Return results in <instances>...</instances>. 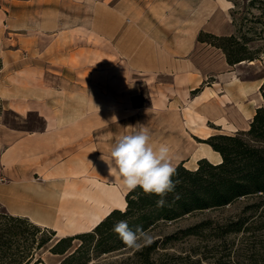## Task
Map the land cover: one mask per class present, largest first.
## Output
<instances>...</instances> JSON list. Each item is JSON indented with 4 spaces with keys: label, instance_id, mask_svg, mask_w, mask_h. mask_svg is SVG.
<instances>
[{
    "label": "rangeland",
    "instance_id": "374dc122",
    "mask_svg": "<svg viewBox=\"0 0 264 264\" xmlns=\"http://www.w3.org/2000/svg\"><path fill=\"white\" fill-rule=\"evenodd\" d=\"M90 9L73 7L74 13L79 14ZM116 10L121 12V18H126L119 37L108 43L88 28H81L76 31L75 50L61 60L70 69L66 67L60 78L54 77L59 76L57 72L48 76V89L56 95L48 96L45 108L48 112L52 110L59 120L54 128L48 113L44 114L46 129L42 102H32L25 114L23 98L19 95L23 80L32 81L31 88L42 91L41 80H37L42 75V62H37L32 70L28 67L16 70L14 66L2 70L0 61V81L13 79L10 81L13 86L8 88L12 90L11 100L0 99V123L15 131L16 136L25 135L33 140L26 139L18 153L4 160L5 163H1L0 150V264L36 261L60 264L81 243L78 239L68 241V250L55 255L51 248L58 240L91 232L113 210H125L128 192L125 193L120 181L110 180L114 179L113 175L101 157L109 158L115 140L133 131L129 126H146L152 141L159 144L168 132L174 138L179 137L177 130L169 131L172 126L177 127V121L185 132L182 129L184 138H176V143L185 149L189 143L193 151L194 146L198 149L207 145L202 141L214 132V126L203 124L195 108L211 97L203 93L195 104L193 98L209 89L217 93L220 88L215 77L222 74L228 73L231 80L242 82L264 80V0H121ZM108 16L107 25L111 29L120 25L113 13ZM229 37L232 40L220 41ZM220 46L253 60L229 65ZM12 56V61L21 66V56ZM34 57L42 61V57ZM122 61L124 66L117 69ZM172 62L190 64L193 75L176 76L177 73L173 77V72L170 75L157 70ZM188 65H176V71L187 69ZM74 67L79 72L73 73ZM100 71H105L100 73L102 77ZM89 81L105 85L92 88ZM56 89L62 91L57 95ZM100 91L108 95L104 101ZM154 100L164 101L165 105H160L163 112L151 109ZM260 108H264V103ZM34 109L40 110V115ZM73 118L78 121L76 125ZM190 124L196 126L191 129ZM50 129L53 130L47 132ZM45 132L41 144L34 143L35 136L31 135ZM90 185L102 188L104 195L122 188L118 194L123 200L105 204L103 209L108 212L103 215L97 197L88 198ZM53 192L58 196L67 193L70 197L61 203ZM114 207L118 209L112 210ZM9 217L22 222H13ZM242 217L248 220L240 231L225 233L230 223ZM97 218L92 226L90 223ZM35 219L46 225H36ZM197 226L191 233H181ZM146 232L151 243L138 249L126 245L97 254L92 242L85 255L68 264H264V197L242 198L222 209L193 212L174 221L159 222ZM47 239L46 245L36 249L38 243ZM31 240L33 244H29ZM152 244H155L152 250L143 252L144 247Z\"/></svg>",
    "mask_w": 264,
    "mask_h": 264
},
{
    "label": "crops",
    "instance_id": "0c3cea01",
    "mask_svg": "<svg viewBox=\"0 0 264 264\" xmlns=\"http://www.w3.org/2000/svg\"><path fill=\"white\" fill-rule=\"evenodd\" d=\"M3 1L6 4H3ZM120 1L121 0H109L108 3H105V0H0V61L2 64V70H11L13 66L16 70H25L26 67L32 70V67L36 66L37 62H42V75H40L41 78H37L38 81L41 80L42 91L32 89L31 87L34 85L32 84V81L23 80L21 83L23 86L22 94L19 95L23 98L22 104L24 106L25 114L28 113L29 105H31L32 102L36 104H41L42 102V118L46 123V129L47 120L45 119L44 114H51L53 128L57 121V124L59 123V120L55 118L56 115L54 116V114L51 113L52 110L48 112V108H45L49 101L48 96H52L53 98L54 95H56L53 94V91L51 92L50 89H48V76H52V72H57L60 73L59 76L54 77L60 78V75L66 71L67 66L61 64V60L65 59L67 55H70L75 50L74 46L78 43V38L75 37L76 31L81 28H88L90 33L99 36V38L104 39L108 43L117 36H120L126 22V18H121V12L116 10V6L119 5ZM116 3L118 4L116 5ZM6 5L8 7H6ZM113 5L115 6V9L111 8ZM73 7H88L91 9L85 14H79L78 12L74 13ZM111 13H113L115 18L118 17V21L120 22L118 27L112 29L107 25L109 22L108 17H110L108 15H111ZM12 55H16L17 57L21 56L23 60L21 66H17L16 62L12 61ZM34 56L42 57V61H40V58L36 60ZM79 56L80 55L77 54V57ZM32 59L34 60L33 64L31 63ZM124 63L125 62L123 61L120 62V64L118 63L117 65H119V67L116 68L120 69V67L124 66ZM183 64L188 65L186 63L180 64L172 62L166 67H157V70L161 73L170 75L173 72V77H175L177 73L179 75L176 76L185 73L193 75L190 64L188 65L189 68L176 71V65L181 66ZM55 67L59 70H52ZM67 68L70 69L69 67ZM77 68L78 67L71 68V71L77 73L79 72V69ZM104 72L105 71H100L99 74ZM100 75L102 77V74ZM229 76L230 75L226 73L215 77V80H217L216 83L218 84L219 82L220 88L217 93L209 89L198 94L192 100V103L195 104L196 99H198L203 93H208L211 97L210 101L202 102L195 106L197 110L196 114L199 119H203V124H212L214 126V132L213 134H210L211 136H232L239 132H246L249 129V125L256 110L261 107L262 103H264V98L260 95V88L264 85V80L259 79L254 82H242L238 79L231 80ZM9 78H4L0 81V99L6 101L11 100L10 95L12 90H9L8 88L13 86L10 82L13 79L10 80ZM91 78L92 75H90V79ZM110 79H106V81ZM194 79L196 80V78ZM61 80L64 82L65 79L62 77ZM201 81L202 79L200 76V81L198 83L200 84ZM101 84L105 85V83L100 81L96 83L89 81V87L92 88H99ZM60 91L62 90L56 89L55 93L58 95ZM99 93L103 101L105 98H108V95L106 97L102 91ZM152 101L151 109L154 112H163V109H161L162 106L160 105H163L164 101L161 100V103L159 100H156L159 102L154 100L155 102L153 103ZM32 111L39 113L40 115V110L34 109ZM75 120V118L72 119L73 125L78 123V121ZM175 124H177V127L172 126L169 128V131L177 130V135L179 137L176 138L183 139V128L177 121ZM194 125H191V129L196 126ZM52 130L53 129L47 130V132ZM47 132L43 135L42 133L31 135L35 136L32 137L34 143L41 144L42 137H44ZM15 133V131L6 129L0 123V150H2L1 163H5L4 160L7 161L10 157L15 156L24 141H33L28 139L25 135L16 136ZM168 133L169 134L164 136L160 143H166L170 146L175 167L178 164H182L183 167L188 170L195 169L197 167V162L201 159H206L212 164H219V162H221L220 155L212 151L209 146L201 145L198 149L194 146V149H192L193 151H191L192 146L189 143H187L189 147L186 145L187 149H185L183 146L176 143L178 140L172 137L170 132ZM181 149L184 151L179 152ZM121 190L122 188L117 189V191ZM126 192L128 191H125V193ZM113 209L118 208L114 207L112 210Z\"/></svg>",
    "mask_w": 264,
    "mask_h": 264
},
{
    "label": "trees",
    "instance_id": "16d2710c",
    "mask_svg": "<svg viewBox=\"0 0 264 264\" xmlns=\"http://www.w3.org/2000/svg\"><path fill=\"white\" fill-rule=\"evenodd\" d=\"M230 40L232 37L220 38L221 42ZM220 48L226 52L229 65L253 60L251 57L239 56L225 46ZM260 92L264 98V85L261 86ZM202 143L209 145L221 156L222 160L219 164L213 165L201 159L193 171L184 168L182 164L178 165L173 179L179 180V184L175 193H169L166 197L167 204L164 207H157L159 197L155 194H145L139 188L128 192L125 196L124 211L113 210L91 232L77 235L76 238H62L54 244L51 252L55 255H63L70 247L68 241L78 239L81 243L60 264H68L85 255L92 242L93 251L97 254L124 248L126 245L112 230L118 221H126L133 231L139 229L146 232L159 222L174 221L193 212L222 209L242 198L264 197V108L256 110L246 132H239L233 136L215 135ZM176 193L179 194V199H175ZM9 220L22 222L14 217H9ZM247 220L242 217L230 223L225 233L240 231L243 222ZM197 228L198 226L189 228L181 233L188 234ZM34 229L38 230L35 227ZM48 241V239L41 241L36 245V249H41ZM33 243L34 240L29 241V244ZM154 246L155 244L144 247L143 252H149ZM38 263L39 261H36L33 264Z\"/></svg>",
    "mask_w": 264,
    "mask_h": 264
},
{
    "label": "clouds",
    "instance_id": "9594fccd",
    "mask_svg": "<svg viewBox=\"0 0 264 264\" xmlns=\"http://www.w3.org/2000/svg\"><path fill=\"white\" fill-rule=\"evenodd\" d=\"M129 134L118 137L111 145L109 158L101 159L107 164L109 174L120 179L128 192L142 189L145 194H155L157 207L167 204L166 197L175 193L179 180H174L176 167L170 146L166 143L155 144L149 129L144 125L129 126ZM179 199V194H175ZM115 232L125 245L140 248L151 243L147 232L133 231L126 221H118L113 226Z\"/></svg>",
    "mask_w": 264,
    "mask_h": 264
},
{
    "label": "bare ground",
    "instance_id": "6f19581e",
    "mask_svg": "<svg viewBox=\"0 0 264 264\" xmlns=\"http://www.w3.org/2000/svg\"><path fill=\"white\" fill-rule=\"evenodd\" d=\"M223 118V117H222ZM222 120V119H221ZM220 163V162H219ZM196 169V168H195ZM83 175V174H82ZM114 179H110V180H116V181H120V179L116 176H113ZM121 182V181H120ZM91 187H89V189L87 190V194H88V198L90 199H93V198H96L97 197V200H98V207L99 209H101V214H106L108 212V210H105L103 209L104 208V205L105 204H110V203H113V204H116L117 202L123 200V196L119 193L118 194V191H115V192H112V194H107V195H104L103 194V189L100 188V187H97V186H93V185H90ZM109 190V189H108ZM112 190V189H111ZM109 190V191H111ZM53 194L57 195V193L53 192ZM60 198V201L61 203L63 202H67L68 199H69V195L67 193H63V194H59L58 196ZM101 198V199H100ZM100 200H103L101 203L104 202L103 206L102 204H100ZM125 204V203H124ZM126 206V205H125ZM107 217V216H106ZM104 219V218H103ZM34 223L36 225H46V223L42 222L41 220H33ZM98 221V218L97 219H94L93 222H91L90 224L93 226L96 224V222ZM98 225V224H97ZM96 225V226H97Z\"/></svg>",
    "mask_w": 264,
    "mask_h": 264
}]
</instances>
